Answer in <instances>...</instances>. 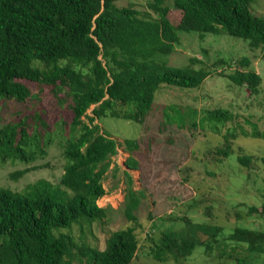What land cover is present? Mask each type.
I'll return each instance as SVG.
<instances>
[{
    "label": "trees",
    "instance_id": "obj_1",
    "mask_svg": "<svg viewBox=\"0 0 264 264\" xmlns=\"http://www.w3.org/2000/svg\"><path fill=\"white\" fill-rule=\"evenodd\" d=\"M258 1L175 0L173 17L163 0L149 4L155 16L131 6L118 7L117 0H0V99L27 102L32 89L23 82H31L39 91H49L58 105L70 103L69 127L78 130L65 143L64 171L56 186L40 180L24 192L0 188V264L132 262L138 250L135 227L110 232L103 250L75 242L74 228L84 239L93 223H101L106 214L97 201L106 194L103 179L118 150L117 141L92 122L111 117L141 124L161 86L198 87L207 72L170 67L162 61L174 52L182 32H195L200 38L225 34L264 49V16L253 9ZM239 64L247 68L249 62L243 59ZM227 78L258 94L261 78L254 71L235 70ZM92 106L94 118L87 115ZM208 114L226 115L219 110ZM38 125L48 129L44 121ZM39 134L37 130L29 135L22 121L5 125L0 130V162L33 161L37 151L44 153ZM124 144L130 156L125 162L128 187L123 212L138 226L134 212L143 196L132 187L128 172L137 170L133 153L139 147L135 140L126 139ZM228 151L226 146L220 153L228 156ZM257 161L264 170V156ZM252 162L253 156L238 157L241 167L254 169ZM212 230L206 242L161 233L152 255L156 260L179 262L196 245L210 256L215 246L228 242L247 244L250 253L264 254L263 231L238 228L219 238L221 230Z\"/></svg>",
    "mask_w": 264,
    "mask_h": 264
},
{
    "label": "rangeland",
    "instance_id": "obj_2",
    "mask_svg": "<svg viewBox=\"0 0 264 264\" xmlns=\"http://www.w3.org/2000/svg\"><path fill=\"white\" fill-rule=\"evenodd\" d=\"M174 1L163 0L173 17ZM150 3L152 0H117L116 5L155 16ZM253 9L264 16V0ZM179 35L174 52L162 61L189 71L202 69L209 75L196 88L161 86L141 124L111 117L94 119L93 125L98 124L117 141L118 150L103 179L106 194L97 201L106 214L101 223H93L92 232H86L84 239H79L74 228L75 242L79 247L86 244L103 250L110 232L135 227L138 250L130 264H264V254L250 253L247 244L231 242L215 246L210 256L203 246L196 245L191 255L179 262L156 260L152 255L161 233L206 242L212 228L221 230L219 238L238 228L264 232V170L257 161L264 156V49H254L247 40L225 34L202 38L195 32ZM243 59L249 62L247 68L239 64ZM246 69L261 78L256 95L227 78L235 70ZM23 83L32 89V97L25 103L0 99V130L14 121L25 122L29 135L39 131L44 153L37 151L28 163L0 162V188L17 192L40 180L56 186L64 171L65 143L78 135V130L69 127V102L58 105L49 91ZM93 108L87 111L92 118ZM116 109L124 113L120 107ZM216 110L226 115L210 117L208 112ZM42 121L48 129L38 125ZM83 121L90 123L87 117ZM126 139L135 140L139 147L133 153L137 170L128 172L132 187L143 196L134 212L138 226L123 212L128 187L125 162L130 156ZM226 146L229 154L223 156L220 152ZM242 155L253 156L254 169L239 165ZM21 171L24 173L19 175Z\"/></svg>",
    "mask_w": 264,
    "mask_h": 264
}]
</instances>
